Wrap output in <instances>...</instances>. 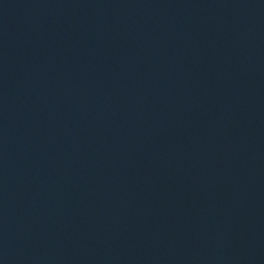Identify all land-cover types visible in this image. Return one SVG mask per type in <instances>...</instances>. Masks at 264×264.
<instances>
[{"label": "water", "instance_id": "water-1", "mask_svg": "<svg viewBox=\"0 0 264 264\" xmlns=\"http://www.w3.org/2000/svg\"><path fill=\"white\" fill-rule=\"evenodd\" d=\"M0 264H264V0H0Z\"/></svg>", "mask_w": 264, "mask_h": 264}]
</instances>
